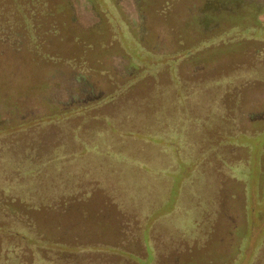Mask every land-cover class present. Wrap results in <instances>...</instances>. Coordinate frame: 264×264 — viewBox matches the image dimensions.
<instances>
[{
	"label": "rangeland",
	"instance_id": "rangeland-1",
	"mask_svg": "<svg viewBox=\"0 0 264 264\" xmlns=\"http://www.w3.org/2000/svg\"><path fill=\"white\" fill-rule=\"evenodd\" d=\"M226 1L71 0L94 93L0 131V264H264V5Z\"/></svg>",
	"mask_w": 264,
	"mask_h": 264
},
{
	"label": "trees",
	"instance_id": "trees-1",
	"mask_svg": "<svg viewBox=\"0 0 264 264\" xmlns=\"http://www.w3.org/2000/svg\"><path fill=\"white\" fill-rule=\"evenodd\" d=\"M259 5H264V0L244 2V7L259 8ZM238 7L234 4L231 9ZM71 12V0H0V131L13 134L31 130L39 134L48 121L45 118L53 121L57 116L64 122L69 113L89 106L83 99L94 93L95 87L81 71L79 57L63 47L65 41L79 39L87 31L86 28L74 31L69 25L74 19ZM63 94L72 96L64 101ZM43 103H47L49 112L41 111ZM10 148L11 145L4 150L11 151ZM27 150L32 151L29 143ZM51 155L31 161L23 169L25 174L35 175L38 167L51 162V157L60 163L66 156L63 150ZM1 159L10 161L6 155ZM11 185L6 188L14 186ZM26 185L19 184L23 192L18 195L28 204L32 199L24 192Z\"/></svg>",
	"mask_w": 264,
	"mask_h": 264
}]
</instances>
